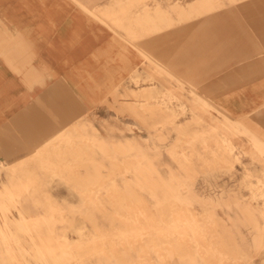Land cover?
I'll return each instance as SVG.
<instances>
[{
	"label": "rangeland",
	"instance_id": "obj_1",
	"mask_svg": "<svg viewBox=\"0 0 264 264\" xmlns=\"http://www.w3.org/2000/svg\"><path fill=\"white\" fill-rule=\"evenodd\" d=\"M191 2L95 7L122 45L142 48V65L114 85L108 128L64 133L61 160L41 171L0 163V264H264V130L141 47L198 19L221 25L223 43L233 26L245 35L249 0ZM93 130L96 145L77 138ZM159 189H174L173 202L157 200Z\"/></svg>",
	"mask_w": 264,
	"mask_h": 264
},
{
	"label": "crops",
	"instance_id": "obj_2",
	"mask_svg": "<svg viewBox=\"0 0 264 264\" xmlns=\"http://www.w3.org/2000/svg\"><path fill=\"white\" fill-rule=\"evenodd\" d=\"M106 1L0 0V163H34L30 169L41 171L61 160L54 141L64 133L81 123L109 127L116 107L111 91L142 65V48L125 47L94 17ZM158 11L169 13L157 8L156 18ZM245 13V35L233 26L225 43L221 25L198 19L141 47L161 59L167 73L196 85L231 116L258 120L264 130V0H249ZM223 64L233 67L223 72ZM85 136L77 138L99 141L95 130ZM154 193L173 202L174 189ZM20 212L19 219L31 217ZM171 214L155 210V219L170 222Z\"/></svg>",
	"mask_w": 264,
	"mask_h": 264
}]
</instances>
